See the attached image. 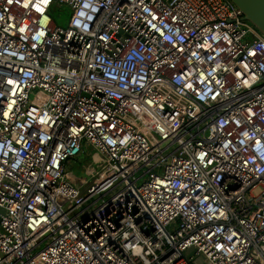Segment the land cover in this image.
<instances>
[{
  "label": "built area",
  "instance_id": "built-area-1",
  "mask_svg": "<svg viewBox=\"0 0 264 264\" xmlns=\"http://www.w3.org/2000/svg\"><path fill=\"white\" fill-rule=\"evenodd\" d=\"M0 264H264V35L231 0H0Z\"/></svg>",
  "mask_w": 264,
  "mask_h": 264
},
{
  "label": "rangeland",
  "instance_id": "rangeland-1",
  "mask_svg": "<svg viewBox=\"0 0 264 264\" xmlns=\"http://www.w3.org/2000/svg\"><path fill=\"white\" fill-rule=\"evenodd\" d=\"M55 12V11H54ZM57 24L64 25L67 13L62 14L61 19L55 15H52ZM43 95V91L39 88H33L29 91V99L37 100ZM85 154H78L73 160H69L66 167L71 174V180L76 183H82V187L91 181V176L85 167L87 164L95 167V162L92 160V155L94 154L93 150L90 147H87ZM257 191V188L254 189Z\"/></svg>",
  "mask_w": 264,
  "mask_h": 264
},
{
  "label": "water",
  "instance_id": "water-1",
  "mask_svg": "<svg viewBox=\"0 0 264 264\" xmlns=\"http://www.w3.org/2000/svg\"><path fill=\"white\" fill-rule=\"evenodd\" d=\"M248 19L264 35V0H231Z\"/></svg>",
  "mask_w": 264,
  "mask_h": 264
},
{
  "label": "crops",
  "instance_id": "crops-1",
  "mask_svg": "<svg viewBox=\"0 0 264 264\" xmlns=\"http://www.w3.org/2000/svg\"><path fill=\"white\" fill-rule=\"evenodd\" d=\"M82 153L85 154V152H81L80 154H82Z\"/></svg>",
  "mask_w": 264,
  "mask_h": 264
}]
</instances>
